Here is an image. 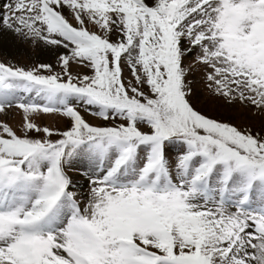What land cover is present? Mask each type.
Masks as SVG:
<instances>
[{"label": "snow or ice", "instance_id": "6c2138e0", "mask_svg": "<svg viewBox=\"0 0 264 264\" xmlns=\"http://www.w3.org/2000/svg\"><path fill=\"white\" fill-rule=\"evenodd\" d=\"M0 43L54 57L0 59V264H264V0H0Z\"/></svg>", "mask_w": 264, "mask_h": 264}, {"label": "rangeland", "instance_id": "374dc122", "mask_svg": "<svg viewBox=\"0 0 264 264\" xmlns=\"http://www.w3.org/2000/svg\"><path fill=\"white\" fill-rule=\"evenodd\" d=\"M0 59L12 60L15 63L22 65H30L38 59L44 62L53 60L54 57L48 55L47 53L41 52L40 49H34L30 44L27 43H16L13 45H5L0 43ZM204 97L201 98V103H205ZM209 107L211 105L209 104ZM246 113V110L237 108L234 112L236 116L235 122L244 123L247 122L245 116L242 115ZM8 121L13 125H19L21 118L18 113H11L8 117ZM52 127H63V121L56 117H45L42 121ZM257 125L259 121L256 122Z\"/></svg>", "mask_w": 264, "mask_h": 264}]
</instances>
